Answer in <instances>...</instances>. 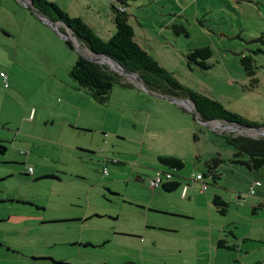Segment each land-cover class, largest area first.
<instances>
[{
    "label": "rangeland",
    "instance_id": "rangeland-1",
    "mask_svg": "<svg viewBox=\"0 0 264 264\" xmlns=\"http://www.w3.org/2000/svg\"><path fill=\"white\" fill-rule=\"evenodd\" d=\"M48 1L70 16L83 19L101 38L110 39L108 28H113L115 15L111 3L117 0ZM151 1L127 0L129 13L133 15L130 23L136 28L137 37L144 35L138 19L166 44L165 47L160 45L158 38L154 42L140 40L139 44L154 48L163 66L186 87L216 99L249 120H263L264 0H177L182 9L189 4L194 7H188L189 39L175 37L169 29L161 34L160 24L170 13L178 11L176 0ZM19 2H0V73L7 76V82L0 77V138L8 149L5 155L0 153V176L9 171L14 175L8 184L13 188L12 197H17L21 191L17 187L19 181L32 180L29 167L49 169L47 173L58 176L62 183L45 178L35 185L37 203L46 207V212L35 220L30 218L25 226L24 223L13 224L15 228H26L22 246L28 249L21 247L25 259L19 257L22 260L9 264H62L54 263L53 258L56 262L68 261L65 264H121L127 257H140V250L130 252L132 248L128 250L123 245L132 240L118 234L122 231L140 233L146 239L142 231L149 212V227L176 228L179 232L176 237L188 245L191 253L197 252V247L204 242L200 230L208 223L216 230H223L220 237L226 239L225 245L232 241L231 232L238 236L248 233L252 237H264V207L254 210L255 196L250 194L252 185L246 177L249 171L242 165L232 166L235 149L222 132L255 138L260 137L258 134L242 128L230 132L220 127L215 131L210 127L226 122H211L207 127L186 105L170 102L162 94L120 84L114 87L107 106L98 105L89 95L77 92L87 98L86 108L66 111L63 105L69 103L70 97L64 96L65 91L54 89L51 81L70 80L69 72L81 54L69 44L66 46V41L59 38L51 25L41 21L32 7L25 9ZM136 5L143 8L139 10ZM193 9L200 20H207L204 21L205 31L196 24ZM259 38L262 40L253 42ZM73 40L77 42L74 37ZM203 46L213 51L209 61L212 69L208 71L195 64L190 67L185 57L189 50ZM86 55L96 56L91 52ZM245 56L251 57L257 67L255 84L242 65ZM104 65L110 68L108 62ZM35 111L38 112L36 124L26 122L28 115ZM47 117L58 124H44L42 119ZM161 156L178 157L185 166L174 172L181 186L174 193L157 191L165 195L153 202V191L144 182H137L138 175L129 179V172L115 174L116 170L127 166L130 170L135 167L136 171L139 166L149 172L152 170L153 174ZM218 157L224 162L218 169L220 179L216 184L209 174L208 164ZM113 160L121 164L112 165ZM105 167L111 176L103 175ZM202 174L207 175L204 182L209 189L203 193L201 181L191 184ZM149 178L144 176L147 181ZM187 183L191 186L187 200L196 198L192 202L181 198L182 187ZM26 189H22V197L28 194ZM217 194L229 205L225 215L212 205ZM206 198H210V207L218 221L209 219ZM156 209L188 212L193 216H171ZM85 214L89 215L85 220L52 222L55 218ZM254 239L258 241L246 243L251 245L248 261L257 257L264 260V242ZM81 240L94 241L93 248L78 246ZM218 252L221 264L233 263L230 255L233 257L235 251L218 247ZM166 254L164 251L157 256L164 258ZM144 257L148 262L157 260ZM189 261L207 264L205 257L198 260L196 255Z\"/></svg>",
    "mask_w": 264,
    "mask_h": 264
},
{
    "label": "crops",
    "instance_id": "crops-1",
    "mask_svg": "<svg viewBox=\"0 0 264 264\" xmlns=\"http://www.w3.org/2000/svg\"><path fill=\"white\" fill-rule=\"evenodd\" d=\"M8 2L9 0H0V2ZM27 2L31 3L30 0H26ZM138 1V0H135ZM19 2V1H18ZM153 2V0L151 1ZM177 2V7H178V11H173V13H170L168 18H166L167 20H164L163 23L160 24V28H161V34L164 35V31L168 30L171 31V33L173 32L171 29V25H177V24H185L186 26L188 25V21L189 19L187 18V14H188V7H191L192 5L189 4L187 5L186 9L179 6L178 1ZM248 2H253L252 0H248ZM25 9L28 8V6H26L25 4H23V2H19ZM138 3V2H136ZM112 3H111V8H112ZM176 5V4H174ZM137 8L139 10H141L143 8L142 5H136ZM130 7V4L128 6V8ZM164 8V7H162ZM192 8H194L192 6ZM191 8V9H192ZM30 9V8H29ZM113 9V8H112ZM31 10V9H30ZM32 11V10H31ZM127 13L129 14V23H130V17L133 16L129 13V9L127 10ZM192 15L194 16L195 20H196V24H198L200 26V28H202L205 31V27L206 25L204 24V21H207L206 19L200 20L199 17L197 16L196 11L193 9ZM164 16V15H163ZM137 18V16L135 17ZM41 21H44L43 19H41ZM138 25L139 27H141L143 29L144 35L141 37H137L138 32L136 30V28L130 23V25L133 27L134 32H135V38L138 41V44L140 43V40L145 41V42H150L153 41L155 38H158V42L160 45L165 47L166 43H163L159 40V38L161 36L158 35L155 36L153 34H151V32L148 30V28L144 27L142 25V23L140 22V20L137 19ZM43 23V22H42ZM57 23V28L55 29V31H57V34L59 36V38L62 39V37H68L69 38V42L72 43L73 47L72 48H76L77 51L79 52V54L83 55V56H88L86 54H89V52H91L86 45L82 44L81 42H79L77 40V38L73 35V33L61 22H56ZM113 28H108V32H109V38H111L116 32V26L114 23V17H113ZM2 27V25H0V28ZM112 29V30H110ZM202 31V32H204ZM208 31V30H207ZM107 32V33H108ZM155 33V32H154ZM173 34V33H172ZM171 34V35H172ZM174 35V34H173ZM175 37H178L176 35H174ZM73 37L75 38V40L77 42H75L73 40ZM181 38L182 37H178ZM185 39H189V38H185ZM105 40V39H104ZM168 40V39H167ZM64 41H66V46H67V40L64 39ZM141 45V44H140ZM168 45V44H167ZM142 46V45H141ZM148 53H150L153 57H155L159 63L161 65L162 62H160L159 57L157 58V53L155 51L154 48L151 47H143ZM150 48V49H149ZM87 51V52H86ZM85 53V54H84ZM92 53V52H91ZM102 64V63H100ZM104 64V63H103ZM113 70V69H112ZM56 73V71H54ZM116 72V71H115ZM3 73V72H1ZM1 73H0V77H1ZM54 73H52L53 76ZM119 74V73H118ZM122 76V75H121ZM54 77V76H53ZM123 77V81L120 83V85L124 86V87H134V88H142L138 82H136L135 80L132 79H128L124 76ZM2 78V77H1ZM4 81V78H2ZM51 85L54 89H56L57 91H65L64 92V96L67 98V96L70 97V100L68 101L69 103H65L63 105V107L65 108L66 111L71 112L74 111L76 109H78L79 111H83L86 108V99L83 96H80V94L78 93H82L83 91H79L76 88V85L74 83L73 80H65L63 83L60 82V79H55L51 81ZM75 87V89H74ZM40 89H36V91H39ZM85 93V92H83ZM87 95V94H85ZM85 103H84V102ZM37 113L35 111L34 114L30 113L28 115V120H26V122H30L32 124H36V116ZM34 115V116H33ZM1 122V121H0ZM42 122H45L44 124L49 125V124H55L57 125L58 123H56V120L53 118H49L47 117L45 120L42 119ZM217 127V126H214ZM219 129V128H218ZM217 131V129L215 130ZM3 139L0 138V145L4 146L6 149L3 152V155L6 154V152L8 151L7 147L5 145H3ZM5 142V141H4ZM163 157V156H162ZM167 157V156H166ZM6 161V159H3V162ZM116 162V163H115ZM9 163V162H6ZM13 163V162H12ZM20 164V166L22 163H18ZM121 164V161H117V160H113L112 161V165H119ZM234 165V163L232 164V166ZM30 169H28V174L29 176L32 177V180H26V181H19V184L17 185L18 188L21 189L19 195L17 197H12L10 195L11 190L13 189L9 184V180L10 177L14 176L13 174H9L11 173L10 171L7 173H3L2 176H0V186H4V188H0V264H9L10 261H20L22 259H19V257H22L23 259L26 258V255H24V252L22 251L21 247H24L25 249H28V247L22 246V239L25 237V232H26V228L24 227L25 224L28 222L27 220H30V218L32 220H35L38 218V216L40 215V213L42 212H46V207H41L39 202L37 203V196H36V188L35 185L38 184V182H40L42 179L45 178H49L48 176H55L53 175H49L51 173H47V171H49V169L46 171L45 168H38L37 166L32 168L29 167ZM137 170H135V167L130 170L131 168L127 167H123L120 168L119 170H116L115 174H125L126 172H129V174L127 175L129 177V179H133L135 175H138V179L137 182L147 184L150 188V180L155 176V174L157 173V171H164L166 169H164L161 165L157 166L154 169V173L152 174V170L149 172L147 170H144L142 168H139V166H136ZM107 169V168H106ZM31 170V171H30ZM108 170V169H107ZM167 171V170H166ZM249 174L246 175V177L248 178V180L250 181V184L252 185V183L254 181H260L262 182V186L259 188V191L257 192L255 196V200H254V205L253 208L254 210H259L261 208L264 207V169L260 170V171H249ZM149 174V175H148ZM23 177H27L25 174H22ZM45 175V176H44ZM104 175V174H103ZM105 176V175H104ZM107 176H111V172L110 170L108 171V175ZM144 176H150L149 181H147L146 179H144ZM50 177V178H52ZM28 178V177H27ZM56 181H59L62 183L61 178H59L58 176H55V178H53ZM52 179V180H53ZM21 180V179H19ZM195 180V179H194ZM192 180L193 182L191 183L193 186V183H198L201 181L202 186L204 185V181L205 179L202 180ZM171 183H177V187L173 190H166L164 189V186H169ZM181 186V183L179 180H176L175 177H173V179L165 181L161 187H159L158 189H153L151 188V190L153 191V199L152 202L159 197H162L165 194H158L157 191L159 192L160 190H164L166 192H173L176 191L179 187ZM23 188H27L26 190L28 191V194L23 195L24 197H22V189ZM110 189H112L109 186ZM187 188L186 193H184V189ZM190 188L191 186L189 185V183L183 185L182 187V191H181V198L184 200V202L188 201V202H192L193 199L192 197H190L189 200H187L188 198V194L190 193ZM209 189H207L206 191H208ZM205 191V192H206ZM118 193H120V191H117ZM204 191L202 190V193ZM219 196V194H217ZM205 202L209 205L208 206V216L209 219L211 218L213 221H218L217 218H215L214 213L212 212V208L210 207L211 202H210V198H206ZM32 205H30V204ZM213 205V202H212ZM213 207H215L213 205ZM166 212L167 214L171 215V216H186V217H191L193 216L192 213H179L177 211H164L163 209H156V212ZM174 214V215H173ZM89 218V215L85 214L84 216H69V217H63V218H55L52 219V222H57L59 220H85ZM150 219V212L147 214V222L145 224L146 228H144L143 235L146 236V239H144L142 236H140V233H131V232H123L121 234H118L120 236H125L128 237V239H131L132 242H126L125 244H123L125 247L128 248V250H130V248H132L130 250V252H132V250H140L138 252L139 255H141L140 257H135V256H130L126 258V261H123L121 264H194L192 261L190 262V260H192V257H194L195 255L198 257L199 259H202V257H205V260L207 261V264H221L220 261L218 260L219 256H220V252H218V247H219V242L220 240L224 239L223 237L221 238L220 236H223V230L222 229H215V227L213 226V224L208 223V225L200 230V234L202 236V240H204V242H202V245L198 248L197 252L191 253L188 252L189 248L188 245L181 240V238H177L176 236L179 234V232L177 231L176 228L171 229L170 227H156V226H152L149 227L148 224V220ZM21 223H24V226H22V228H15V226H13V224L19 226ZM30 225V224H27ZM12 226V229H11ZM264 227V226H263ZM264 230V229H263ZM217 231V232H215ZM220 231H221V235H220ZM163 236H168L170 238H162ZM231 236H232V241L230 244H227L226 246L229 249V251L233 250L235 251V255L232 257L230 255V257L232 258V264H235V262H239L240 264H264V260L261 259V257H257L258 259H254L252 261H248L247 256L250 254V248L251 245L246 244L247 242H251V241H258L257 239L254 238H260L259 242H264V237H252L250 235H248V233L246 235L243 236H238L237 233L235 234V232H231ZM264 236V235H263ZM218 240L216 244L215 240ZM221 238V239H220ZM165 240V241H164ZM226 240V239H225ZM94 242L92 240L90 241H79L78 245L80 247H83L84 249H89V248H93L91 243ZM164 242V243H163ZM140 245V246H139ZM248 245V246H246ZM217 247V248H216ZM214 248H216V252L214 254ZM221 248V247H219ZM164 251L167 252V254L165 255L164 258L162 257H158L157 253L161 254ZM206 252L208 253L209 256H207ZM131 254V253H130ZM206 254V255H205ZM150 255V256H149ZM150 257V258H156V256L158 258H156L157 260L154 261H150L148 262L145 257ZM125 258V257H124ZM130 259V261H128ZM36 260V259H33ZM56 259H52L51 261H53L54 263H68V261L66 260H61V261H55ZM263 260V261H261ZM50 262V260H49ZM196 264H200L199 261H197Z\"/></svg>",
    "mask_w": 264,
    "mask_h": 264
},
{
    "label": "trees",
    "instance_id": "trees-1",
    "mask_svg": "<svg viewBox=\"0 0 264 264\" xmlns=\"http://www.w3.org/2000/svg\"><path fill=\"white\" fill-rule=\"evenodd\" d=\"M30 1L32 8L42 15L48 17L53 22L63 23L77 40L86 45L93 54L110 57L118 62L126 71L138 74L151 92H156V94H162L170 98L189 100L194 106L196 113L201 117V121H222L264 129V119L261 121L249 120L241 114L228 109L216 99H212L183 85L173 72L161 65L155 57L138 44L134 29L129 23V14L127 13L129 4L127 0H117L112 5L115 14L114 23L117 30L108 40L101 38L83 19L78 16H70L57 4L48 0ZM116 2L120 5L115 6ZM171 29L172 33L178 37H190V32L185 24L171 25ZM259 40H262V38L254 39L253 42H258ZM67 44L73 47L71 42L68 41ZM185 57L190 67L195 64L203 71L212 69L209 61L213 57V51L209 46L195 47L193 50H189ZM77 61L69 72L76 88L89 95L96 104L107 106L114 87L123 81V77L109 68V66L91 62L83 55H80ZM242 65L246 71V75L251 78L252 83H257V79L255 78L257 67L253 65L252 58L249 56L243 57ZM222 135L228 144L235 149L234 157L231 160L232 163L242 165L248 171H260L264 169V137L255 138L248 135H234L233 133L228 134L224 132H222ZM5 149L4 146L0 145V152L5 151ZM158 160L160 165L167 169V171H162L171 173L172 178L175 176V171H181L185 166L182 159L174 156H161ZM223 162V159L218 157L211 160L208 164L209 174L216 184H218L217 180L220 179L218 169ZM105 170H107L106 167L103 168L104 175ZM201 176L203 177L202 179H205L207 175L202 174ZM177 185V183H171L168 187L164 186V189L171 191ZM204 185L206 189L203 187L202 190L205 192L208 189V183L204 182ZM213 205L221 215H225L228 212L229 205L221 196H214ZM225 244V239H222L219 242V247L231 249ZM235 264L240 263L235 262Z\"/></svg>",
    "mask_w": 264,
    "mask_h": 264
},
{
    "label": "water",
    "instance_id": "water-1",
    "mask_svg": "<svg viewBox=\"0 0 264 264\" xmlns=\"http://www.w3.org/2000/svg\"><path fill=\"white\" fill-rule=\"evenodd\" d=\"M20 2H24L26 3L27 6L32 7L31 4L29 2H27L26 0H18ZM34 12L41 18L43 19L46 23H48L49 25L52 26L53 29L57 28V23L53 22L52 20H50L48 17L42 15L40 12H38L37 10L33 9ZM63 39L69 41V38L66 37H62ZM96 55V54H95ZM87 60H90L91 62H95V63H104V62H108L110 65V68L113 69L114 71H116L117 73L121 74L122 76L128 78V79H132L135 80L136 82L139 83V85L142 87L143 90H146L149 93H153L150 90H148L147 86L145 85V83L143 82V80L138 76V74H134L131 72L126 71L118 62H116L114 59L107 57V56H102V55H96L93 57H88V56H84ZM156 93V92H155ZM154 94V93H153ZM167 99L170 100V102H174L180 105H186L188 106V108L196 115V117H198V120L200 122H202L205 126H209L210 127V123L211 122H204L201 121V117H199V115L196 113L194 106L190 104L189 100H185L184 98H170V97H166ZM222 127L223 130L225 131H230V132H235L238 131L239 129H247L250 131H254L256 134H258L261 137H264V129L262 128H258V127H252L249 125H237V124H231L226 122L224 125L222 126H217V127H210L213 130H216L218 128Z\"/></svg>",
    "mask_w": 264,
    "mask_h": 264
},
{
    "label": "built area",
    "instance_id": "built-area-1",
    "mask_svg": "<svg viewBox=\"0 0 264 264\" xmlns=\"http://www.w3.org/2000/svg\"><path fill=\"white\" fill-rule=\"evenodd\" d=\"M1 77L4 78V80L7 82V76H5L3 73H1ZM7 86V84H6ZM116 163V162H115ZM31 171V170H30ZM105 175L108 174L107 170H105ZM198 178H196V180H202V176L201 175H197ZM172 175L171 173H165L163 171H157V173L155 174V176L150 180L149 184L151 186V188L153 189H158L159 187H161V185L168 180H171ZM262 186V182L260 181H254L252 183L251 189H250V194L251 195H256L257 192L259 191V188ZM204 189H206V186L203 185ZM187 188L184 189V193H186Z\"/></svg>",
    "mask_w": 264,
    "mask_h": 264
},
{
    "label": "bare ground",
    "instance_id": "bare-ground-1",
    "mask_svg": "<svg viewBox=\"0 0 264 264\" xmlns=\"http://www.w3.org/2000/svg\"><path fill=\"white\" fill-rule=\"evenodd\" d=\"M105 63V62H104ZM220 126H222V125H220Z\"/></svg>",
    "mask_w": 264,
    "mask_h": 264
},
{
    "label": "clouds",
    "instance_id": "clouds-1",
    "mask_svg": "<svg viewBox=\"0 0 264 264\" xmlns=\"http://www.w3.org/2000/svg\"><path fill=\"white\" fill-rule=\"evenodd\" d=\"M221 125V124H220ZM219 126V125H218ZM222 128V127H221Z\"/></svg>",
    "mask_w": 264,
    "mask_h": 264
}]
</instances>
